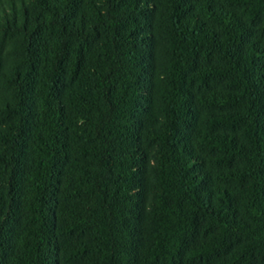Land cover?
<instances>
[{"label":"trees","instance_id":"16d2710c","mask_svg":"<svg viewBox=\"0 0 264 264\" xmlns=\"http://www.w3.org/2000/svg\"><path fill=\"white\" fill-rule=\"evenodd\" d=\"M0 264H264V0H0Z\"/></svg>","mask_w":264,"mask_h":264}]
</instances>
